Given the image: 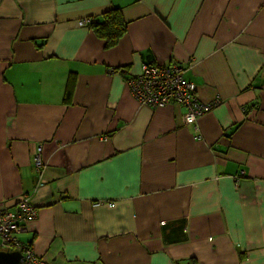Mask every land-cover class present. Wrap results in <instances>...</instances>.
<instances>
[{"label": "crops", "instance_id": "0c3cea01", "mask_svg": "<svg viewBox=\"0 0 264 264\" xmlns=\"http://www.w3.org/2000/svg\"><path fill=\"white\" fill-rule=\"evenodd\" d=\"M113 8L105 49L88 24ZM144 63L219 104L141 105ZM25 196L46 264H264V0H0V212Z\"/></svg>", "mask_w": 264, "mask_h": 264}, {"label": "built area", "instance_id": "2783aa9c", "mask_svg": "<svg viewBox=\"0 0 264 264\" xmlns=\"http://www.w3.org/2000/svg\"><path fill=\"white\" fill-rule=\"evenodd\" d=\"M183 73L184 68L175 63L161 66L144 63L138 74L126 79V84L133 98L141 105L160 108L172 103L179 104L185 110L184 123L194 125L219 104V98L207 103L200 102L195 84L185 79ZM40 151L38 148L33 156L37 171L42 168ZM35 213V207L26 196L17 204L15 212H0V250L19 251L23 264H46L18 238L24 230V221L34 217Z\"/></svg>", "mask_w": 264, "mask_h": 264}, {"label": "trees", "instance_id": "16d2710c", "mask_svg": "<svg viewBox=\"0 0 264 264\" xmlns=\"http://www.w3.org/2000/svg\"><path fill=\"white\" fill-rule=\"evenodd\" d=\"M88 28L93 34L104 41L105 49H111L116 46L122 36L126 33L127 24L124 21L121 11L118 8H113L104 12L99 18L91 19ZM73 87V79L68 82L64 100L71 98V91ZM29 246L27 243H24ZM10 251H13L12 249Z\"/></svg>", "mask_w": 264, "mask_h": 264}, {"label": "water", "instance_id": "95a60500", "mask_svg": "<svg viewBox=\"0 0 264 264\" xmlns=\"http://www.w3.org/2000/svg\"><path fill=\"white\" fill-rule=\"evenodd\" d=\"M19 251L0 250V264H23Z\"/></svg>", "mask_w": 264, "mask_h": 264}]
</instances>
